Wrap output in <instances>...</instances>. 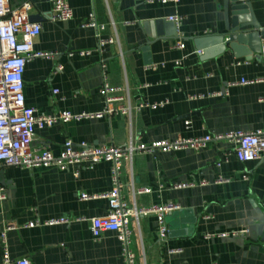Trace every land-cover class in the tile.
Wrapping results in <instances>:
<instances>
[{
  "label": "crops",
  "instance_id": "crops-1",
  "mask_svg": "<svg viewBox=\"0 0 264 264\" xmlns=\"http://www.w3.org/2000/svg\"><path fill=\"white\" fill-rule=\"evenodd\" d=\"M28 0H13L18 5ZM33 2L31 15H39L41 33L37 51L57 52L54 58H34L24 72L26 104L39 112H99L103 71L112 86H128L132 98L169 103L156 110L144 109L130 120L123 115L94 118L37 128L34 147H47L55 155L71 139L75 143L125 145L132 138L151 143L178 137H198L228 131L264 128V80L241 84L242 79H264V54L247 61L232 51L198 52V38L224 32L223 0H69L74 17L66 22L49 19L46 0ZM257 20L264 27V0H251ZM95 14L105 28L102 38H114L102 51L97 30L83 21ZM180 15L184 47L174 48L175 26L167 18ZM164 19L163 35L148 37L144 22ZM152 29V28H151ZM154 26L152 32L157 33ZM151 41L148 69L140 49ZM202 44L204 42L202 41ZM264 45V40H262ZM93 50L90 55L78 52ZM70 53H74L70 55ZM181 60L180 65L175 62ZM102 61L105 69L102 68ZM61 67V69H59ZM58 89V94L53 90ZM222 92L221 96L215 95ZM204 97L190 99V95ZM230 141L211 142L199 150L139 154L125 163L122 181L130 206L151 208L169 203L180 207L166 214L168 238L159 236L155 213L132 220L133 250L137 264H264V159L241 162ZM218 162H221L218 165ZM112 164L100 162L91 169L58 167H5L0 179L7 198L0 202L1 233L7 224L12 259L29 258L34 264H118L123 260L117 234L106 231L92 236L91 219L109 211L107 199L82 200L83 192L101 194L112 188ZM248 176V180L244 176ZM149 187L148 193H137ZM70 219L67 224L27 227L36 220ZM247 229L239 236H219ZM207 234H213L206 238Z\"/></svg>",
  "mask_w": 264,
  "mask_h": 264
},
{
  "label": "built area",
  "instance_id": "built-area-1",
  "mask_svg": "<svg viewBox=\"0 0 264 264\" xmlns=\"http://www.w3.org/2000/svg\"><path fill=\"white\" fill-rule=\"evenodd\" d=\"M49 2V19L55 22H66L74 17L69 0H46ZM179 0H147L148 3H168ZM33 2L24 1L18 5L13 0H0V170L5 167H20L32 169L35 167L54 166L62 170L75 168L74 175L79 176L81 168L91 169L100 162H110L112 188L101 194L83 192L82 200H94L104 198L108 200L109 211L106 215L91 219L92 236L99 239L106 231L117 234L122 246L123 260L118 264H137V256L133 250L132 220H138L140 216L155 213L159 219V236L162 240L168 238V227L165 222L166 214L180 209L176 204L169 203L164 206L151 208L130 206L124 196V183L122 181L123 167L125 163L132 164L135 156L155 152H174L181 149H196L206 147L211 142L230 141L234 143L233 152L241 162L260 161L264 159V128L254 131H228L207 134L198 137H178L176 139H164L151 143H143L139 140L130 139L125 145H94L82 141L75 143L68 139L63 149L55 155L47 147H34L33 141L37 128L51 127L57 123L82 121L94 118H112L123 115L130 120L135 114L144 109L156 110L163 108L169 103L164 99L155 102L145 101L141 98L133 99L128 86H112L108 76L103 71L102 84L99 93L104 97V108L99 112L82 111L73 113L61 111L55 114L39 112L36 108L26 104L24 93V72L26 64L34 58L51 59L57 52L37 51L34 49L35 38L41 33V22L30 21ZM184 17L180 15L170 16L168 21L174 23L177 28V41L174 48L184 47L183 34L180 26ZM84 27L97 30L98 45L96 51L101 52L107 44L115 43L114 38H102L99 33L105 28L98 25L95 14H90L82 23ZM264 51V50H263ZM93 50L78 52L80 55H90ZM199 53L201 51L198 50ZM74 53H70L73 55ZM181 60L175 62L180 65ZM102 68L105 63L102 61ZM158 65H148V69L156 70ZM61 69V67H59ZM258 80L242 79L241 84H248ZM53 94L59 90L54 89ZM222 92L215 95L221 96ZM204 97V94L190 95V99ZM221 162H218L220 165ZM248 180V176H244ZM7 186L0 179V202L7 198ZM149 187L139 188L137 193H148ZM69 218L60 217L49 221L36 220L26 224L34 227L45 224H67ZM16 224H7L1 233L2 241V264H34L29 258L14 260L11 257L7 239L9 230L17 229ZM248 232L243 228L218 234L219 236H239ZM213 234H207L208 239ZM112 264V263H104Z\"/></svg>",
  "mask_w": 264,
  "mask_h": 264
},
{
  "label": "water",
  "instance_id": "water-1",
  "mask_svg": "<svg viewBox=\"0 0 264 264\" xmlns=\"http://www.w3.org/2000/svg\"><path fill=\"white\" fill-rule=\"evenodd\" d=\"M224 11V32L212 34L209 37L198 38L197 49L205 57H210V51L216 50L215 54H221L227 50L232 51L236 58H245L247 61L259 58L264 54V27L257 20L252 9L251 0H223ZM40 19L39 15H31L30 21L35 22ZM164 19H158L155 22H144V29L148 37H157L163 35L162 27ZM174 24V23H173ZM157 27V33L152 32L153 27ZM175 33L177 32L176 25ZM152 28V29H151ZM202 41L204 44H202ZM151 41L147 40L140 47L144 52L145 63H152L149 48ZM170 214V213H169ZM264 242V233L261 237Z\"/></svg>",
  "mask_w": 264,
  "mask_h": 264
}]
</instances>
